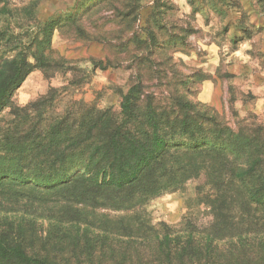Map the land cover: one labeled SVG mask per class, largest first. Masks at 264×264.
<instances>
[{"label":"rangeland","instance_id":"rangeland-1","mask_svg":"<svg viewBox=\"0 0 264 264\" xmlns=\"http://www.w3.org/2000/svg\"><path fill=\"white\" fill-rule=\"evenodd\" d=\"M19 52L48 60L0 112L1 237L47 264H169L170 239L173 264H264V0H0V54ZM138 75L142 108L173 118L178 96L195 125L166 128L182 144L149 193L88 196V161Z\"/></svg>","mask_w":264,"mask_h":264},{"label":"trees","instance_id":"trees-1","mask_svg":"<svg viewBox=\"0 0 264 264\" xmlns=\"http://www.w3.org/2000/svg\"><path fill=\"white\" fill-rule=\"evenodd\" d=\"M152 28L149 26L146 31L151 33ZM138 43L146 42L144 39H139ZM33 58L34 64L28 60L24 52H19L12 57L0 54V112L11 104L14 91L33 68H45L48 60L45 55L34 54ZM141 80L140 75L132 80L127 92L122 96L120 119L107 123L108 129L103 141L97 145L92 159L88 161L93 166L91 174L84 179L83 193L88 196H93L96 190L104 188L124 191L128 194L149 193L147 188L153 187L157 182L155 172L159 169L163 158L172 148L182 144V141L176 137L169 136L166 128L180 137L189 135L191 125H195V121L193 118L190 119L187 111L192 104L182 101L178 96L174 97V103L171 105L174 110L173 114H175L173 118L167 113V107L160 105L156 107L149 104L146 108H142L139 104L143 84ZM198 113L202 119V112L198 111ZM102 126H105L102 117L94 120L89 127V134L93 135ZM200 126L202 127V123ZM189 138L194 141L198 140L195 135ZM248 139L245 136H237L234 140L242 141L243 152H251L252 148ZM80 140L79 137L76 139L77 142ZM251 141L259 152L260 146L253 139ZM249 173V170H244L241 176ZM1 178L0 180L5 179ZM78 181L80 180L76 179V182ZM189 236L192 240L194 234H189ZM169 237L166 236V239ZM73 239L75 244H82L84 240L79 234L74 235ZM170 242L177 244L178 240H168V244L172 245ZM169 245L167 248H161V251L169 264H173V259L176 257L173 256V249ZM189 247L190 244L184 245L183 249ZM192 249L194 258H197L204 250L199 245H195ZM183 256L182 253L177 258ZM158 259L160 260L161 256ZM0 264H47V261L27 253L22 243H11L0 236Z\"/></svg>","mask_w":264,"mask_h":264}]
</instances>
